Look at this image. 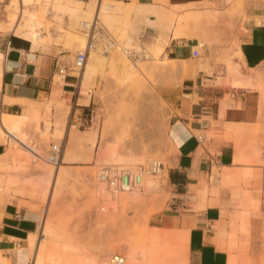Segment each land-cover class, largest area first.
<instances>
[{"label": "crops", "instance_id": "1", "mask_svg": "<svg viewBox=\"0 0 264 264\" xmlns=\"http://www.w3.org/2000/svg\"><path fill=\"white\" fill-rule=\"evenodd\" d=\"M109 1L121 11L132 41L167 64L157 73L155 90L165 105L164 136L172 153L162 170L172 198L149 227L185 235L184 264H232L245 256L260 264L264 2L242 0L239 7L238 0ZM3 6L4 1L0 11ZM200 39L208 45L193 57ZM38 44L0 33V170L10 153L9 136L17 141L26 121L36 117L49 114L51 121L60 122L67 107L61 165L84 167L76 161L83 154L79 140L93 144L103 116L95 117L102 106L97 97L104 85L101 69L89 66L87 56L85 66L76 71L63 49ZM61 68L65 74L59 82L55 77ZM70 126L78 134L72 135ZM55 130L60 128H51ZM44 180L35 185L42 186ZM28 202L18 197L0 209L1 264L31 261L28 239L42 216Z\"/></svg>", "mask_w": 264, "mask_h": 264}, {"label": "rangeland", "instance_id": "2", "mask_svg": "<svg viewBox=\"0 0 264 264\" xmlns=\"http://www.w3.org/2000/svg\"><path fill=\"white\" fill-rule=\"evenodd\" d=\"M3 1L6 6L0 11V33L13 34L2 30L9 18L14 22L21 18L22 23L31 26L35 21L34 36L41 44L37 46L60 47L69 55L67 60L71 66L76 54L86 50L89 66L95 64L101 69L104 82L97 92L102 106L95 117L103 116L95 142L79 140L83 154L76 161L84 167L66 168L62 164L59 176L62 180L56 182L53 196L50 192L56 168L47 162V153L51 144L62 146L69 107L63 109L60 122L51 121L49 114L36 117L26 121L15 137L17 141L9 136L6 153H10L0 170V209L19 197L29 200L27 205L42 216L37 232L30 235L34 249H29V264H33L38 242L37 264H101L114 254L131 263L128 251L134 254L133 264H184L185 235L167 233L171 235H167L169 240L165 242V239H156V233L163 239L165 231L149 227L151 218L165 211L172 198L165 181L166 173L151 175L147 171L153 161L166 166V157L172 153L164 136L165 105L155 90L157 73L167 64L132 41L125 18L119 16L121 11L107 9L109 4L115 8L109 0H97L88 7L79 5L80 15L73 18L61 8L62 4L78 7L72 2L75 0H30L31 4L25 8L19 0H0V3ZM237 4L241 7L242 0ZM95 14L98 21L93 28ZM82 22H86L87 30H83ZM76 38H82V42ZM199 44L203 45L199 48L201 53L202 47L208 44L202 39ZM124 50L135 54H124ZM197 59L202 61L203 57ZM40 121L44 123L43 129ZM55 127L60 128L58 133L51 132ZM100 129L105 131L104 139L100 138ZM77 131V127H71L72 135L78 134ZM154 146L159 149L153 150ZM258 161V158L254 160ZM140 168L145 171L143 182L131 192L109 186L107 178L119 177L125 172L134 174ZM100 175L104 180H99ZM45 178L49 183L44 192L35 184ZM44 219L47 232L42 237L40 229ZM232 264H253V261L246 256L237 257V262ZM260 264H264V259Z\"/></svg>", "mask_w": 264, "mask_h": 264}, {"label": "bare ground", "instance_id": "3", "mask_svg": "<svg viewBox=\"0 0 264 264\" xmlns=\"http://www.w3.org/2000/svg\"><path fill=\"white\" fill-rule=\"evenodd\" d=\"M20 2V5H21V7H28L31 3H30V0H19ZM97 0H89L87 3H83V2H80V1H72V2H75V4L77 3L78 5V7H76V6H71V5H67V4H62L63 5V7L61 8L62 9V11H63V13L64 14H66V15H69L70 17H72L73 18V16L74 17H76V16H78V15H80L79 13L81 12V10H80V7H79V5H84L85 4V6L86 7H88V6H91L93 3H95ZM111 3V2H110ZM101 7V6H100ZM100 7H98V10L100 9ZM107 9H109V10H111V11H114L115 9H117L116 7L115 8H113V6L111 5V4H109V5H107ZM85 12V11H84ZM9 21H11V22H9L8 23V25L6 26V29L7 30H9V31H12V33L15 35V36H20V37H22V38H25V39H27V40H31V41H36V37L34 36V31H35V27L37 26V24L35 23V21H32V26L28 23V24H24V23H22L21 22V18L18 20V21H15L14 22V19L13 18H9ZM93 28L95 27V24H96V22L98 21V17H97V15L95 14L94 15V18H93ZM82 28H83V30H87L88 29V27L86 26V22H82ZM76 41H78V42H82V38H76ZM199 46H202L201 44H199ZM62 77L61 78H59L58 80L59 81H62ZM55 132V131H54ZM59 131H57V133H58ZM105 131H101V139H104L105 138ZM64 137V136H63ZM62 157V156H61ZM48 167H50V166H48ZM53 167V166H52ZM54 168H56L55 169V171H54V178H53V181H52V189H51V195L53 194V189H54V186H55V184H56V182L57 181H59L58 179H60V173H62L61 172V168H62V166H61V162L57 165V166H55ZM53 172V171H52ZM51 172V173H52ZM63 176V175H62ZM115 178H114V180H117L118 178H117V176H114ZM48 178V177H47ZM46 178V180H44V184L42 185V186H38L39 187V190L41 189V190H43L44 192L45 191H47V187H48V183H49V179H47ZM138 179H139V183L141 184L142 182H143V175L142 176H138L137 177ZM60 180H62V177H61V179ZM68 180H69V178H68ZM99 180L100 181H102V180H104V176H102V175H100L99 176ZM42 191V192H43ZM53 196V195H52ZM46 225H47V220L46 219H44V221H43V223L41 224V229H40V236H45L46 235V232H47V230H46ZM149 231V230H148ZM155 233V232H154ZM148 234H149V232H148ZM147 234V235H148ZM165 234V233H164ZM173 234V233H172ZM161 235V234H160ZM158 233H156V239H160V240H164L165 242H166V239L167 240H169V236L171 235H169V234H167L166 233V236L167 235H169V236H167V238H166V236H163V239H161V238H159V237H161ZM149 236V235H148ZM159 236V237H158ZM174 236H175V234H174ZM174 236H173V238H174ZM165 237V238H164ZM181 237V236H180ZM171 238V240H172V236L170 237ZM130 243V242H129ZM129 243H127V244H129ZM39 245H40V242H38L37 243V246H36V248H35V255H34V260H33V264H37V254H38V250H39ZM123 245H126V243L125 244H123ZM34 240H33V238L32 237H30V240H29V249L32 251L34 248ZM126 251H127V249H126ZM105 252V251H104ZM103 252V253H104ZM129 252V254L127 253V256H128V258L129 259H131V263H130V261L128 262L129 264H133L132 262V260H134V262H135V259H133L134 258V254H133V252L132 253H130L131 251H128ZM115 255V254H114ZM105 256V255H104ZM113 256V255H112ZM127 258V259H128ZM124 259H125V264H128L127 262H126V258L124 257ZM108 261V260H107ZM107 261L106 262H102L101 264H107ZM137 261V260H136ZM98 264V263H97ZM136 264V263H135Z\"/></svg>", "mask_w": 264, "mask_h": 264}, {"label": "built area", "instance_id": "4", "mask_svg": "<svg viewBox=\"0 0 264 264\" xmlns=\"http://www.w3.org/2000/svg\"><path fill=\"white\" fill-rule=\"evenodd\" d=\"M93 24L91 25V27ZM91 40V39H90ZM111 44H113L112 41H110ZM199 44L197 45V48L193 50V57H197L199 55ZM124 54L131 55L135 53L128 52L127 50H124ZM88 52L85 50L83 52H78L74 58V61L72 63V69L76 71H80L87 61ZM65 74V68H61L58 70L57 76L59 78L63 77ZM71 127L74 126H70ZM62 146L51 144L50 150L47 153V162L51 166H57L61 162V156H62ZM164 165L160 163L159 161H153L148 167V173L151 175H158L161 172H163L162 167ZM145 173L144 169L140 168L136 173L130 174V173H122L119 177H117V180H114L115 177L107 178V182L110 187L116 188L119 191L122 192H131L134 187L139 185V179L137 178L139 175L142 176ZM107 264H125V259L123 256L115 254L110 257Z\"/></svg>", "mask_w": 264, "mask_h": 264}]
</instances>
